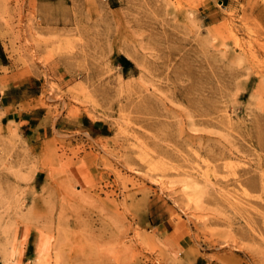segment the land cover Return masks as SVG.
Segmentation results:
<instances>
[{"label": "rangeland", "instance_id": "374dc122", "mask_svg": "<svg viewBox=\"0 0 264 264\" xmlns=\"http://www.w3.org/2000/svg\"><path fill=\"white\" fill-rule=\"evenodd\" d=\"M71 263L264 264V0H0V264Z\"/></svg>", "mask_w": 264, "mask_h": 264}, {"label": "trees", "instance_id": "16d2710c", "mask_svg": "<svg viewBox=\"0 0 264 264\" xmlns=\"http://www.w3.org/2000/svg\"><path fill=\"white\" fill-rule=\"evenodd\" d=\"M125 60H126V62H128L127 59H125Z\"/></svg>", "mask_w": 264, "mask_h": 264}, {"label": "bare ground", "instance_id": "6f19581e", "mask_svg": "<svg viewBox=\"0 0 264 264\" xmlns=\"http://www.w3.org/2000/svg\"><path fill=\"white\" fill-rule=\"evenodd\" d=\"M20 6V5H19ZM21 11V10H20ZM72 264V263H71ZM94 264V263H93Z\"/></svg>", "mask_w": 264, "mask_h": 264}, {"label": "crops", "instance_id": "0c3cea01", "mask_svg": "<svg viewBox=\"0 0 264 264\" xmlns=\"http://www.w3.org/2000/svg\"><path fill=\"white\" fill-rule=\"evenodd\" d=\"M220 5H222V4H220Z\"/></svg>", "mask_w": 264, "mask_h": 264}]
</instances>
